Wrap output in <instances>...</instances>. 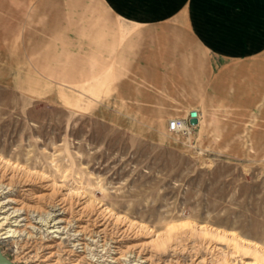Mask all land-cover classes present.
<instances>
[{"label": "rangeland", "instance_id": "374dc122", "mask_svg": "<svg viewBox=\"0 0 264 264\" xmlns=\"http://www.w3.org/2000/svg\"><path fill=\"white\" fill-rule=\"evenodd\" d=\"M69 25L71 37L43 23L0 48V253L10 264H264V150L131 111L107 72L67 66L65 40H83Z\"/></svg>", "mask_w": 264, "mask_h": 264}, {"label": "crops", "instance_id": "0c3cea01", "mask_svg": "<svg viewBox=\"0 0 264 264\" xmlns=\"http://www.w3.org/2000/svg\"><path fill=\"white\" fill-rule=\"evenodd\" d=\"M43 23L57 37L82 27L62 58L93 79L107 72L131 111L168 119L199 109L220 147L264 150V0H0V48Z\"/></svg>", "mask_w": 264, "mask_h": 264}, {"label": "built area", "instance_id": "2783aa9c", "mask_svg": "<svg viewBox=\"0 0 264 264\" xmlns=\"http://www.w3.org/2000/svg\"><path fill=\"white\" fill-rule=\"evenodd\" d=\"M193 119H197L196 124L191 122ZM201 119V111L199 109H191L182 116L170 118L167 129L173 134L190 135Z\"/></svg>", "mask_w": 264, "mask_h": 264}, {"label": "water", "instance_id": "95a60500", "mask_svg": "<svg viewBox=\"0 0 264 264\" xmlns=\"http://www.w3.org/2000/svg\"><path fill=\"white\" fill-rule=\"evenodd\" d=\"M192 123L196 124L197 119H193ZM0 264H10L9 261L0 253Z\"/></svg>", "mask_w": 264, "mask_h": 264}, {"label": "bare ground", "instance_id": "6f19581e", "mask_svg": "<svg viewBox=\"0 0 264 264\" xmlns=\"http://www.w3.org/2000/svg\"><path fill=\"white\" fill-rule=\"evenodd\" d=\"M7 171H8V170H7ZM5 176H6V175H5ZM1 202H2V201H1ZM0 205H2V204H0ZM0 207H1V206H0ZM2 208H3V207H2ZM7 208H8V207H7ZM1 210H2V209L0 208V217H1L2 214H5V213H6V210H5L4 212H2ZM3 219H6V220H5L3 223H1V225H4L5 223H7V220H8L9 218H8V216H5V217H3ZM17 224H18V223H17ZM1 225H0V226H1ZM24 227H25V226H24ZM8 230H9V229H8ZM13 230H14V229H13ZM11 231H12V230H11ZM15 231H16V230H15ZM24 231H25V230H24ZM11 233H12V232H11ZM15 233H18V232H15ZM6 234H7V233H6ZM15 235H16V234H15Z\"/></svg>", "mask_w": 264, "mask_h": 264}]
</instances>
